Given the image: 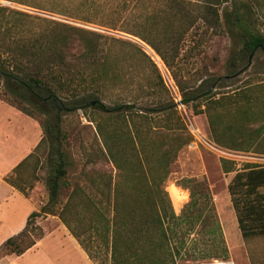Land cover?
<instances>
[{"label":"trees","instance_id":"1","mask_svg":"<svg viewBox=\"0 0 264 264\" xmlns=\"http://www.w3.org/2000/svg\"><path fill=\"white\" fill-rule=\"evenodd\" d=\"M4 1L0 97L30 116L43 117L38 147H45L47 199L22 231L0 246V258L34 247L44 237L40 220L49 216L61 220L95 264H178L191 252L228 258L222 225L214 209L201 203L207 185L183 179L189 195L178 187L172 193L178 206L189 200L180 214L164 186L179 151L193 137L177 104L149 108L143 103L145 96L157 97L165 88L158 69L139 48L141 61L155 66L151 90L140 79L135 91L129 89L139 75L124 71L126 54L115 52L114 44H136L88 25L148 43L171 71L182 104L207 115L214 143L264 154V70L257 64L264 56V0ZM221 28L231 41L227 74L207 70L192 78L181 65L183 45ZM244 74L249 77L235 87L225 83ZM110 86L121 92L112 94ZM77 111L95 125L96 152L107 164L91 176L86 161L74 179L70 174L76 164L65 145L63 122ZM221 165L224 172H235L228 191L244 240L264 237V164L237 169L235 160L223 157ZM6 180L25 194L32 188L15 183L13 175ZM207 217L214 226L204 232L214 242L186 247L188 226ZM182 222L189 225L179 231Z\"/></svg>","mask_w":264,"mask_h":264},{"label":"rangeland","instance_id":"2","mask_svg":"<svg viewBox=\"0 0 264 264\" xmlns=\"http://www.w3.org/2000/svg\"><path fill=\"white\" fill-rule=\"evenodd\" d=\"M0 1L7 2L4 0ZM88 26L118 38L130 39L136 44H114L115 52L126 54L127 63H125L124 71L131 75H139L134 80H131V83L129 82V89L135 91L137 89L136 81L140 79L144 88L149 92L151 90L149 80L154 77V69L156 66L163 79L165 88H163L157 97L145 96L143 103L149 108H153L157 104H177L178 101L182 100V94L171 71L161 56L148 43L123 31L105 30L96 25ZM222 30L223 28L218 30L210 29L207 32H202L193 42H187L185 46L183 45L181 65L184 70L188 71L189 76L192 78L198 77L201 73H206L207 70H210L216 76L227 74L228 71L225 63L229 55L231 41ZM139 48L146 53L155 66H153L152 62L141 61L142 54ZM159 58L161 61H159ZM162 62L165 66H163ZM257 64L261 70H264V56L257 61ZM139 72L140 74H138ZM249 74V76H254L252 72ZM249 76L244 74L239 78H232L225 83L233 84V87H235L241 83L239 79H246ZM109 89L112 94L121 92L120 89L114 86H110ZM177 109L193 139L179 151L171 165L170 174L164 184L175 211L177 214H180L185 204L189 201L187 198L182 206H178L172 195L177 190V187L186 191L189 195V189H185L182 186L184 184L183 179L196 178L201 183H205L209 189V193L207 197L202 199L201 203H205L211 211L214 209L213 213H215L222 225L229 246L228 258L233 259L236 264H250L247 245L245 246L244 244L228 191V185L235 172H224L221 159L224 157L235 160L236 168L240 169L249 163L264 164V154L254 151L246 152L222 148L213 142L209 134V124L205 113L196 114L191 105L179 107L177 104ZM37 119L42 121L43 117L37 116ZM63 129L68 135L65 145H67L72 159L76 164L70 176L74 179L80 177L86 161L89 174L91 176L98 175V171L107 163H104L96 152L98 144L95 139V125L88 121L82 111H77L67 114L64 117ZM43 145L47 144L45 143ZM45 155L44 147H42L38 150L36 160L33 159L23 169V174L29 175L32 173L39 175L40 179L43 178L46 175V168L44 166ZM38 186L40 188L37 189V197L45 201L47 195L44 191L43 183L40 181ZM199 187L201 191H205L204 185ZM44 193L45 197H42ZM40 225L43 227L44 237L33 248L21 256H5L0 259V264H95L58 217L49 216L41 219ZM188 225V223L182 222L177 229L181 231ZM212 226H214V222L208 217L188 226L192 227V229L183 237L185 246L190 248L198 244L200 247L212 244L214 238L204 232V229ZM181 240L180 237H176V241ZM257 245L264 248V237L248 240V248L253 256ZM259 253L260 256H264V253ZM208 259L207 257L203 258L191 252L187 257L179 258L177 263L186 264L188 262ZM254 260L255 257L253 258ZM259 264H264V260Z\"/></svg>","mask_w":264,"mask_h":264},{"label":"crops","instance_id":"3","mask_svg":"<svg viewBox=\"0 0 264 264\" xmlns=\"http://www.w3.org/2000/svg\"><path fill=\"white\" fill-rule=\"evenodd\" d=\"M43 136L44 130L40 120L0 98V246L6 239L22 231L29 215L43 203V199L37 197L40 181L47 195L45 183L39 175H24L22 172L33 159L36 160L38 150L44 147H38ZM9 175H13L18 185H31L29 193L25 194L8 182L6 177ZM42 197H45V193ZM243 241L245 246L247 245L249 263L253 264L251 257H255L256 264L262 262L264 256H260L259 252L264 253V248L257 245L253 256L244 238Z\"/></svg>","mask_w":264,"mask_h":264},{"label":"built area","instance_id":"4","mask_svg":"<svg viewBox=\"0 0 264 264\" xmlns=\"http://www.w3.org/2000/svg\"><path fill=\"white\" fill-rule=\"evenodd\" d=\"M155 56L158 58L157 55H155ZM159 61H161L160 58H159ZM162 64H163V66H165L163 62H162ZM179 102H180V104H179ZM177 104L179 107H181V106L184 107V104H182L181 101H178ZM186 264H235V262L233 259H230V258H212V259H208V260H198V261L188 262Z\"/></svg>","mask_w":264,"mask_h":264}]
</instances>
